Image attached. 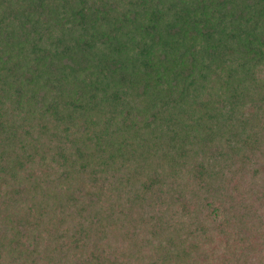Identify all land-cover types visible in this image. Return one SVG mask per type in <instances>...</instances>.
I'll return each mask as SVG.
<instances>
[{"label":"trees","instance_id":"obj_1","mask_svg":"<svg viewBox=\"0 0 264 264\" xmlns=\"http://www.w3.org/2000/svg\"><path fill=\"white\" fill-rule=\"evenodd\" d=\"M0 264H264V0H0Z\"/></svg>","mask_w":264,"mask_h":264},{"label":"rangeland","instance_id":"obj_2","mask_svg":"<svg viewBox=\"0 0 264 264\" xmlns=\"http://www.w3.org/2000/svg\"><path fill=\"white\" fill-rule=\"evenodd\" d=\"M43 245L46 246V247L49 246V244L47 242H43Z\"/></svg>","mask_w":264,"mask_h":264}]
</instances>
